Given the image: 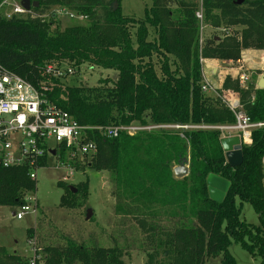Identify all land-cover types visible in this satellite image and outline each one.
<instances>
[{
    "label": "trees",
    "instance_id": "trees-1",
    "mask_svg": "<svg viewBox=\"0 0 264 264\" xmlns=\"http://www.w3.org/2000/svg\"><path fill=\"white\" fill-rule=\"evenodd\" d=\"M30 1L39 5L30 10L35 17L0 16V71L38 90L45 84L48 91L41 90L43 98L81 126L232 125V112L213 95L201 92L200 59L237 62L243 51H264V0H243L241 5L237 0H201L206 26L242 29L222 38L212 36L202 45L195 17L199 0H148L151 7L145 9L142 21L121 14L122 0ZM53 9L83 17L87 25L61 30ZM52 63H66L76 71L82 65L112 70L118 77L114 82L99 81L94 88L63 87L61 80L45 74V66ZM221 90L238 97L252 122L264 121V89L243 88L228 76ZM182 134L121 133L109 139L90 132L96 152L85 157L86 168L109 174L114 196L126 201L125 209L118 205L117 211L153 215L160 207L169 208L173 217L181 214L180 226L171 232L138 220L146 237V264H205L218 257L221 264H235L228 251L232 243L264 264V130L254 131L251 144L241 146L242 164L236 168L226 163L219 131ZM60 155L65 161V152ZM184 160L188 176L176 179L172 170ZM70 165L80 167L76 161ZM28 173L24 167L0 168V207L17 208L26 194L35 192ZM211 174L230 183L221 204L208 197L206 179ZM75 189L73 193L66 187L61 208L85 203L88 183ZM243 202L252 206L258 226L240 219ZM33 234L28 231V242ZM41 250L44 264H126L116 247H88L66 240L62 248ZM0 264H28V259L0 247Z\"/></svg>",
    "mask_w": 264,
    "mask_h": 264
},
{
    "label": "rangeland",
    "instance_id": "rangeland-1",
    "mask_svg": "<svg viewBox=\"0 0 264 264\" xmlns=\"http://www.w3.org/2000/svg\"><path fill=\"white\" fill-rule=\"evenodd\" d=\"M150 7L151 2L148 0H122L121 14L124 17L142 21L145 9ZM58 12L59 9L51 11V13L56 14ZM57 20L61 30L66 27L87 25L85 19L80 17L71 19L65 14H57ZM241 30L240 27L227 30L208 28L205 29L204 36L205 39L212 36L222 38L227 34H239ZM151 34L149 39L153 38ZM243 55L244 62L239 65L234 64V67L243 66V71L251 74L248 87L255 86L256 88L257 81L264 75V51L248 50ZM158 68L159 65L157 64L156 69L158 70ZM203 68L206 70L205 64ZM75 72L72 77L61 80L63 87L94 88L98 86L99 81L114 82L118 77V73L115 71L89 67L88 65H82ZM66 161L67 155L65 163ZM76 162L80 167L71 169L66 165H61L54 158H48L46 167L36 172L35 192L27 195L28 198L35 199L38 204L35 214H29L18 221L12 216L17 212V208L0 207V247L4 248L9 255H17L27 260L31 256L27 233L33 231L36 247L39 249L46 247L62 248L65 246V241L68 240L88 247H116L122 251L123 260L126 264H146L148 260V250L145 247L146 237L138 224V220L144 219L148 224H153L162 231L171 232L180 226L178 218L181 214L176 218L170 214L169 208L160 207L153 210V215H149L147 212H139V210L130 214L117 211L118 205L125 209L126 201H118L117 197L114 196L115 188L109 174L105 171L97 172L86 168V158L79 157ZM58 183H62L63 187L58 186ZM83 183H88V196L85 203L75 209L61 208L60 199L65 194L66 187L75 189ZM87 211L92 214L89 220H86ZM240 219L249 225H259L258 217L249 203L243 202L241 204ZM228 251L235 264L260 263L259 259L252 258L235 243L230 245ZM40 255L44 256L45 254L40 252ZM205 264H221V258L210 259Z\"/></svg>",
    "mask_w": 264,
    "mask_h": 264
},
{
    "label": "built area",
    "instance_id": "built-area-1",
    "mask_svg": "<svg viewBox=\"0 0 264 264\" xmlns=\"http://www.w3.org/2000/svg\"><path fill=\"white\" fill-rule=\"evenodd\" d=\"M22 0H3L0 3V16L5 19L12 17H23L32 15L21 6ZM56 16L65 14L73 19L76 16L64 9H59ZM199 22V44L205 41L204 31L209 28L204 23V14L201 0L199 8L195 13ZM44 19L47 16L43 17ZM83 18V17H80ZM84 19V18H83ZM244 55L240 62H244ZM204 60L200 59L203 66ZM241 71L236 75V80L241 87L249 85L251 74ZM45 74L53 79L62 80L75 75V69L66 63L47 64L44 68ZM203 71V70H202ZM257 88V87H256ZM48 91L45 84H41L40 90L22 80L18 76L0 71V168H28V176L31 181H36V172L46 167L42 164L44 159L54 158L61 165H70L77 158L84 159L96 152L95 142L88 137V133L94 132L103 138H117L121 133L134 136L143 132L165 131H219L222 138L237 136L240 145H250L252 133L264 130V121L252 122L243 112L239 99L236 95L225 94L211 86L203 79L201 92L211 94L219 99L234 115L235 123L225 126L208 125H147L131 124L128 126L88 127L77 124L68 113L43 98L42 91ZM61 151L67 155V161L61 159ZM53 152V154H52ZM70 162V163H69ZM264 167V158L262 160ZM24 197V204L17 207L14 219L20 221L29 214H35L38 204L35 199ZM31 256L28 264H44V256L40 255L42 250L36 247L35 238L29 240Z\"/></svg>",
    "mask_w": 264,
    "mask_h": 264
},
{
    "label": "water",
    "instance_id": "water-1",
    "mask_svg": "<svg viewBox=\"0 0 264 264\" xmlns=\"http://www.w3.org/2000/svg\"><path fill=\"white\" fill-rule=\"evenodd\" d=\"M243 0H237L236 4L241 5ZM21 6L26 10L30 11L32 8H37L39 5L37 2H31L30 0H22ZM257 89H264V75L257 83ZM220 145L222 151L224 152L226 163L232 167L236 168L242 164V148L240 145V140L237 136L222 138L220 140ZM53 154V152H52ZM188 161H183L179 165L173 168L172 172L176 179H182L188 176ZM207 191L209 199L216 203L221 204L225 198L226 193L229 190L230 183L218 176L209 175L206 179ZM73 193H76V189L70 187ZM14 216V214H12ZM92 214L87 211L86 220L91 218Z\"/></svg>",
    "mask_w": 264,
    "mask_h": 264
},
{
    "label": "crops",
    "instance_id": "crops-1",
    "mask_svg": "<svg viewBox=\"0 0 264 264\" xmlns=\"http://www.w3.org/2000/svg\"><path fill=\"white\" fill-rule=\"evenodd\" d=\"M208 29V28H207ZM242 52V56L244 52ZM206 65V70H204L202 66V76L203 79L208 82L211 86L215 87L218 90L222 89L223 82L226 77H231L232 79H236V75L241 71L239 70L240 66L234 67V64H241L240 60L237 62L232 61H220V60H204L203 65ZM243 68V66H242ZM261 79V78H260ZM259 79V80H260ZM258 80V81H259ZM257 81V83H258ZM257 87V84H256ZM257 89V88H256ZM234 137V136H232Z\"/></svg>",
    "mask_w": 264,
    "mask_h": 264
}]
</instances>
